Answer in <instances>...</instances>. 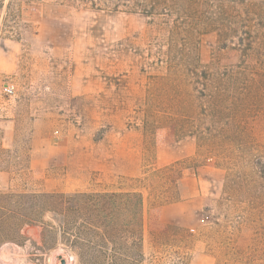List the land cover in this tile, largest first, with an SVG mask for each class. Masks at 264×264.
<instances>
[{
    "label": "rangeland",
    "instance_id": "obj_1",
    "mask_svg": "<svg viewBox=\"0 0 264 264\" xmlns=\"http://www.w3.org/2000/svg\"><path fill=\"white\" fill-rule=\"evenodd\" d=\"M64 5L0 0V87L15 89L11 99L0 89V193L137 190L143 264H264V21L175 35L162 17ZM185 55L209 75L207 91L253 104L241 122L169 139L167 111L183 112L167 109V71L184 70ZM191 199L183 216H163ZM59 243L50 227H25L0 246V264H77Z\"/></svg>",
    "mask_w": 264,
    "mask_h": 264
},
{
    "label": "trees",
    "instance_id": "obj_2",
    "mask_svg": "<svg viewBox=\"0 0 264 264\" xmlns=\"http://www.w3.org/2000/svg\"><path fill=\"white\" fill-rule=\"evenodd\" d=\"M56 1L69 8L162 17L167 19V24H172L169 31L175 35L185 31L192 36L212 29L229 36L237 30L227 31L228 18L240 19L251 14L264 21V0ZM173 59L171 57V61ZM180 60L185 64L184 70L171 68L167 71V109L178 106L177 112H183L174 117L167 111L169 139H177L187 132L203 136L211 131V126L228 128L233 122L232 127L252 110L253 104L248 100L227 101V91L220 85L217 86L219 90L207 91L209 75L197 60L189 55ZM176 79L184 85L183 100L171 98L169 89ZM199 85L203 90L197 92ZM207 98L208 107H205L203 100ZM198 116L207 118L210 127L201 129V125H195ZM207 141L211 147L224 145V140ZM259 164L257 161L256 165ZM144 204L145 197L137 190L0 193V246L25 227L45 226L56 231L59 244L75 255L77 264H143Z\"/></svg>",
    "mask_w": 264,
    "mask_h": 264
},
{
    "label": "crops",
    "instance_id": "obj_3",
    "mask_svg": "<svg viewBox=\"0 0 264 264\" xmlns=\"http://www.w3.org/2000/svg\"><path fill=\"white\" fill-rule=\"evenodd\" d=\"M185 182H187V185L189 184V185L192 186L191 177H187L185 179ZM195 202L197 203V199H195V200L191 199V200H188V201H179V202H176V203H172L170 205H166L162 209V214L167 219L179 218V217L183 216L184 214H186L187 209H189L190 207L196 206Z\"/></svg>",
    "mask_w": 264,
    "mask_h": 264
},
{
    "label": "built area",
    "instance_id": "obj_4",
    "mask_svg": "<svg viewBox=\"0 0 264 264\" xmlns=\"http://www.w3.org/2000/svg\"><path fill=\"white\" fill-rule=\"evenodd\" d=\"M2 94L7 98L11 99L15 95V89L14 86L5 82L0 87Z\"/></svg>",
    "mask_w": 264,
    "mask_h": 264
},
{
    "label": "water",
    "instance_id": "obj_5",
    "mask_svg": "<svg viewBox=\"0 0 264 264\" xmlns=\"http://www.w3.org/2000/svg\"><path fill=\"white\" fill-rule=\"evenodd\" d=\"M68 260L72 261V262H75V259L73 256H71L69 253H68ZM60 264H65V259H62Z\"/></svg>",
    "mask_w": 264,
    "mask_h": 264
}]
</instances>
